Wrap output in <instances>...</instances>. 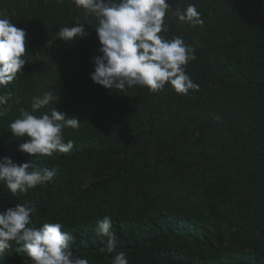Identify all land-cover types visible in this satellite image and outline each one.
<instances>
[{
    "label": "trees",
    "instance_id": "1",
    "mask_svg": "<svg viewBox=\"0 0 264 264\" xmlns=\"http://www.w3.org/2000/svg\"><path fill=\"white\" fill-rule=\"evenodd\" d=\"M165 39L195 49L185 71L198 88L169 85L156 93L123 92L93 83L101 55L96 21L70 0H0V18L26 31L28 63L0 94V158L17 165L34 157L17 150L25 138L8 125L34 97L59 96L54 107L78 118L64 128L69 153L41 157L57 167L51 183L13 196L0 185V210L30 202L35 226L58 222L75 236L71 250L89 264H109L95 222L111 217L116 246L129 264H264V0H166ZM194 4L203 25L175 12ZM84 23L87 35L65 43L55 33ZM34 190V191H33ZM17 251V250H16ZM11 264H32L24 254Z\"/></svg>",
    "mask_w": 264,
    "mask_h": 264
},
{
    "label": "clouds",
    "instance_id": "2",
    "mask_svg": "<svg viewBox=\"0 0 264 264\" xmlns=\"http://www.w3.org/2000/svg\"><path fill=\"white\" fill-rule=\"evenodd\" d=\"M63 3L64 0H57ZM84 11L86 21H96L95 32L101 47L93 58V83L105 89L123 92L126 88L141 86L150 92L162 90L169 84L176 93L187 95L198 85L186 73V65L195 59V49L186 45L181 37L165 39L160 33L167 31L164 18L170 6L166 0H70ZM177 19L192 26L204 21L194 4L175 12ZM65 43L87 35L84 23L62 27L55 33ZM26 31L16 27L9 18H0V91L6 88L22 72L28 61L26 54ZM9 94H0V107L8 103ZM58 103L59 96L46 91L36 96L31 111L20 108L19 117L8 128L13 137L25 138L17 150L34 157L30 162L17 165L9 157L0 158V185L16 196H22L38 185L51 183L58 174L57 167H39L41 157L54 153H69L74 142H65L63 129H78V118H69L57 107L40 116L35 112ZM4 113L0 111V116ZM34 191V190H33ZM34 208L30 202L17 203L0 210V264H11L14 253L20 258L26 254L32 264H89L88 260L75 256L71 245L75 236L62 231L58 222L35 226L31 219ZM111 217L105 215L95 222L93 232L106 237L99 251L109 259V264H129L123 250L116 246ZM17 250V251H16Z\"/></svg>",
    "mask_w": 264,
    "mask_h": 264
}]
</instances>
